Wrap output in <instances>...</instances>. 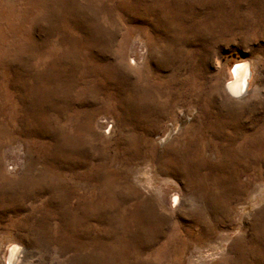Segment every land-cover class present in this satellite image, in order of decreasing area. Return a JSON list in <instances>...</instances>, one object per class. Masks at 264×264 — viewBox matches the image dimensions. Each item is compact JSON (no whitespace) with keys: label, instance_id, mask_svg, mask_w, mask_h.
<instances>
[{"label":"rangeland","instance_id":"374dc122","mask_svg":"<svg viewBox=\"0 0 264 264\" xmlns=\"http://www.w3.org/2000/svg\"><path fill=\"white\" fill-rule=\"evenodd\" d=\"M0 264H264V0H0Z\"/></svg>","mask_w":264,"mask_h":264},{"label":"bare ground","instance_id":"6f19581e","mask_svg":"<svg viewBox=\"0 0 264 264\" xmlns=\"http://www.w3.org/2000/svg\"><path fill=\"white\" fill-rule=\"evenodd\" d=\"M252 74L249 63H239L232 71V80L228 85V91L233 97L242 99L249 93V86ZM172 136L169 134L168 138ZM19 250L15 247L11 253V262H16Z\"/></svg>","mask_w":264,"mask_h":264},{"label":"water","instance_id":"95a60500","mask_svg":"<svg viewBox=\"0 0 264 264\" xmlns=\"http://www.w3.org/2000/svg\"><path fill=\"white\" fill-rule=\"evenodd\" d=\"M235 68V67H234Z\"/></svg>","mask_w":264,"mask_h":264}]
</instances>
